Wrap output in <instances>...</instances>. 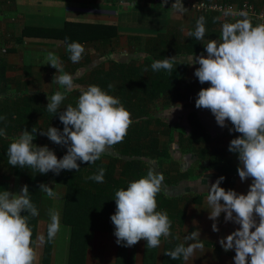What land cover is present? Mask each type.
<instances>
[{"label": "clouds", "instance_id": "clouds-1", "mask_svg": "<svg viewBox=\"0 0 264 264\" xmlns=\"http://www.w3.org/2000/svg\"><path fill=\"white\" fill-rule=\"evenodd\" d=\"M171 7L180 13L187 10L183 0H174ZM205 33V18L201 16L195 30L187 35L203 41ZM203 44L207 55H194L187 63L198 64L195 77L201 84H209L199 90L195 106L210 110L220 127H226L227 121L232 125L229 132L239 133L231 139L228 151L238 154L237 172L241 181L251 178L246 194L221 187L223 176L210 186L206 184L208 218L213 221V231H219L217 220L221 213L225 214L226 222L232 221L240 226L219 240L224 251L235 250L234 264H264V23L253 25L246 18L225 22L219 37ZM66 50L73 63H78L84 52L83 46L75 41L67 43ZM46 59L57 69L53 81L65 90L47 95L46 109L53 115L59 113L63 129L50 125L40 134L57 145L67 146V151L58 158L47 145L33 143L37 132L33 127L31 131L24 129L11 138L6 153L8 164L34 169L40 174L79 171L77 161L95 163L110 147L123 141L132 123L131 114L119 98L96 84L79 87L75 106L68 104L61 108L66 94L77 86L55 53L49 52ZM174 62L175 56L154 60L151 68L171 73ZM108 87L113 86L109 84ZM180 107L179 104L173 105L168 119ZM3 119L5 117L0 116V120ZM5 134V130L0 129V136ZM104 173L105 169L100 168L86 179L103 183ZM163 179L162 173L149 168L146 175L129 181L126 188L115 190L116 208L110 219L118 245L131 247L143 239L147 248H157L162 237L172 235L167 213L157 210L156 197L161 192ZM39 191L48 197L57 196L53 187L46 183L39 185ZM38 214L27 184L18 192H0V264H35L36 251L32 246L29 219ZM48 215L47 241L50 242L60 229V216L55 208H50ZM38 239L41 243L45 241L43 235ZM185 239H200L199 231L191 232ZM202 248V243L188 246L181 243L165 254L172 260L182 257L187 261Z\"/></svg>", "mask_w": 264, "mask_h": 264}, {"label": "trees", "instance_id": "trees-1", "mask_svg": "<svg viewBox=\"0 0 264 264\" xmlns=\"http://www.w3.org/2000/svg\"><path fill=\"white\" fill-rule=\"evenodd\" d=\"M222 1L236 4L232 0ZM240 4L242 3L237 5ZM216 14L219 13L202 14L201 16L205 18V23L209 22L214 25L218 22ZM248 20L253 25L257 24L251 19ZM116 28L113 24L69 19L62 28L26 25L22 29L20 40L42 37L52 42L70 43L75 41L80 44L85 42L112 44L117 35ZM194 41V38H190L187 42H182L171 32L156 36L151 40V44H147L143 48L146 52H144V60L139 66L119 60V62H113L109 70H95L94 77L89 80V83L96 84L110 95L119 98L130 112L132 123L123 141L110 147L95 163L88 164L77 161L80 164L79 171L62 170L59 175L51 171L47 174H40L34 169H22L19 166L8 164L6 153L11 138L18 136L24 129L31 131L33 127L36 128L37 132L34 134L33 143L40 146L53 145L51 149L58 158L66 153L67 147L57 145L52 141L47 143V136L40 134L41 130H47L50 125L61 131L63 129L59 113L53 115L46 109L47 94L31 93L27 88L28 83L23 84L25 87H22L21 82L15 90H12L10 87H12L11 80L13 79H8L5 74L9 65L5 60L0 61V116L5 117L0 120V129H4L6 133L5 136H0V175L20 176L23 178V185L27 184L29 187L32 202L39 213L29 219L32 242L37 236L44 197V193L39 191V185L47 182L62 185L66 188L62 218L64 223L71 226L68 264H86L85 258H87L92 232L103 230L114 234V225L110 217L116 208L115 190L121 187L126 188L129 181L146 175L147 170L152 168L162 173L164 177L161 192L156 197L157 210L167 213L171 221L170 231L172 234L168 238H161V255L158 262L159 264H185L182 257L172 260L165 254L166 251L173 250L178 244L184 243L180 237L187 216L186 210L180 205V200L185 197H176L167 190V186H176L185 176V173L178 172L179 163L173 160L172 155L177 152H186L188 158L193 157L195 161H206L210 168L219 172L218 177L225 178L221 187L226 190L232 189L239 163L238 154L228 151L231 139L238 136L239 133L231 132L225 147L211 146L214 130L222 133L227 126L232 127L231 123L226 121V127L217 128L219 125L215 122L216 128H213V131L209 130L210 128L204 125L200 117L202 112L210 110L205 109L199 112L198 108L195 109V100L199 90L202 87H208L209 84H201L198 78L190 79L187 75L189 61L184 59L183 54L199 52L197 49L200 45ZM155 56L159 60L175 56L171 73L165 70H152L151 64ZM120 80L122 86H117ZM80 81L86 83L85 79H80ZM109 84L113 86L111 89L108 87ZM87 86L83 85V87ZM78 95V88L68 92L61 108L68 104L75 106ZM183 100L193 102V107L178 108L179 110L184 109L188 114L186 126L171 127L160 117L153 115L154 110L151 107L153 103L163 101L164 104L174 105ZM180 113L182 114L183 111ZM162 126L164 128L161 130ZM174 132L178 133L176 142L174 141ZM161 134H168L170 140L162 141ZM170 143L173 145L170 146ZM202 143L205 145L202 146ZM100 168L105 169L103 183L86 179V177L96 174ZM172 171H176L177 174L172 175ZM8 182L7 179L0 181V192L8 190ZM185 194L195 203L204 202V193L201 191L190 190ZM49 222H47V226ZM47 226L42 264H50L56 241V237L50 242L47 241ZM146 243L145 241L143 264H156L159 255L158 247L147 248ZM135 246L136 244L131 247L118 245L114 264H134Z\"/></svg>", "mask_w": 264, "mask_h": 264}, {"label": "crops", "instance_id": "crops-1", "mask_svg": "<svg viewBox=\"0 0 264 264\" xmlns=\"http://www.w3.org/2000/svg\"><path fill=\"white\" fill-rule=\"evenodd\" d=\"M191 1V0H190ZM194 1V0H193ZM201 1V0H195ZM212 2H225L222 0H205ZM236 4L250 2L256 6L264 8V0H232ZM172 5H163L150 0H0V61L5 60L9 67L5 74L8 79H13L12 90H15L21 82L28 83L27 88L31 93L41 92V94H54L56 91H65L60 85L53 81L54 74L57 69L47 63V55L49 52L55 53L63 66L65 72L71 74L74 78L76 88L89 85V80L93 79L95 70H109L113 62H131L134 66H139L144 60V47L151 44V40L156 36L164 34H175L176 38L182 42H187L189 37L187 33L195 30L196 22L202 14L219 13L196 12L187 5L185 12L180 13L171 7ZM218 22L216 24L205 23L206 33L203 41L194 42L199 44V52L191 54H183L184 59L190 62V58L194 55L205 51L206 43L209 39H217L220 35L221 26L225 22H237L245 18L225 17L216 14ZM99 22L113 24L117 28V35L112 44H95L85 42L81 45L84 52L78 63H73L66 50V44L63 42L47 41L40 37L27 38L20 40L22 29L26 25L62 28L67 20ZM158 50V49H156ZM154 60H159L155 56ZM198 64L189 65L187 75L190 79H196L194 75L195 68ZM59 73H57L58 75ZM85 79L86 83L80 81ZM50 87H49V86ZM117 86H122L120 80ZM181 87V86H180ZM135 88V87H133ZM182 88V87H181ZM11 90V91H12ZM183 91V90H182ZM163 102V101H162ZM164 103V102H163ZM158 101L151 105L152 110L156 111ZM177 104L185 107H193V102L179 101ZM176 105V104H174ZM173 107L172 104L166 103L161 107L160 112H153V115L160 117L171 127L186 126L188 124V114L185 110L178 108L171 114L168 119V112ZM197 107H195L196 109ZM179 110V112H178ZM199 112L205 109L198 108ZM183 111L181 114L180 112ZM201 114V113H200ZM200 119L209 130L216 128L214 115L209 112H202ZM164 127H160L162 130ZM217 128H220L218 126ZM227 126L224 132L214 130L211 146L217 144L218 148L225 147L230 132ZM174 141L178 140V133L174 132ZM223 137L226 143L222 141ZM162 141H169L168 134H161ZM170 146L171 143L169 144ZM205 144L202 143V146ZM65 148L67 146H64ZM174 161L179 163V173H185L184 178L176 186H167V190L176 197H185L180 200V205L186 210V222L182 227L181 240L185 246L189 244L202 243L203 248L197 249L193 255L202 262L201 264H234L233 257L235 250L224 251L220 245L221 237H226L240 226L232 221L226 222L225 214L221 213L217 220L219 231L212 230L213 221L209 219V210L207 204V192L204 190L206 184L209 186L219 177V172L210 168L206 161H195L193 157L187 156L186 152L174 153L172 155ZM106 161V160H105ZM203 168V169H202ZM202 169V170H201ZM176 175V171L171 172ZM7 179L8 190L18 192L23 186V178L20 176H12L9 174L0 175V181ZM224 183L221 181V184ZM53 191L57 193L56 197H48L44 193L42 199L41 217L38 223L37 236L33 239V247L36 251L35 264H42L43 246L38 239L41 235L45 237L47 222L50 221L48 210L55 208L60 216V229L56 234L53 254L50 264H68L70 251V235L71 226L63 222V206L66 188L62 185L47 182ZM251 178L241 181L238 173L233 182L232 189L237 193H247ZM201 191L204 193V202L195 203L187 197L188 191ZM258 219V218H257ZM193 231H199L197 240L188 241L185 237ZM118 244L114 234L103 230H94L90 239V246L87 251L86 264H114L117 256ZM145 253V240L141 239L135 246L134 264H143ZM157 263L161 255L160 246L158 247ZM250 259V257H249ZM190 257L185 264H194Z\"/></svg>", "mask_w": 264, "mask_h": 264}, {"label": "built area", "instance_id": "built-area-1", "mask_svg": "<svg viewBox=\"0 0 264 264\" xmlns=\"http://www.w3.org/2000/svg\"><path fill=\"white\" fill-rule=\"evenodd\" d=\"M153 2H158L163 5H172L174 0H150ZM183 4L189 6L196 12L209 13V12H219L225 17H237L246 18L255 21L257 24L264 23V9L250 2H244L240 5L231 4L228 2H212V1H193V0H183Z\"/></svg>", "mask_w": 264, "mask_h": 264}, {"label": "rangeland", "instance_id": "rangeland-1", "mask_svg": "<svg viewBox=\"0 0 264 264\" xmlns=\"http://www.w3.org/2000/svg\"><path fill=\"white\" fill-rule=\"evenodd\" d=\"M48 86H49V85H48ZM49 87H50V86H49ZM51 95H52V94H50V96H51ZM163 105H164V103H163L162 101H158L157 108L155 109L156 111H154V113H156V112H160L159 110H161V107H162ZM176 131H177V130H176ZM221 140L224 141V143H226V140H228V138L225 139V138L223 137V139H221ZM48 141H51V140H49L48 137H47V143H49ZM48 146H49V149L52 150L51 147H52L53 145H49V144H48ZM225 146H226V145H225ZM213 147H218V146H217V144H216V145L213 146ZM202 169H203V168H202ZM202 169H201V170H202ZM32 246H33V245H32ZM34 249H35V247H34ZM35 250H36V249H35ZM191 258L193 259L192 262H193L194 264H201V263H202V262H200V260H199V259L197 258V256H195V255H193Z\"/></svg>", "mask_w": 264, "mask_h": 264}]
</instances>
